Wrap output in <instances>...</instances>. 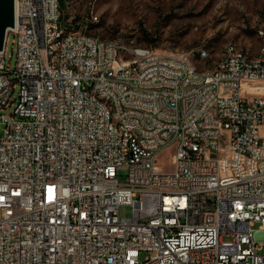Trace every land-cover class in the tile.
Instances as JSON below:
<instances>
[{"label":"built area","instance_id":"1","mask_svg":"<svg viewBox=\"0 0 264 264\" xmlns=\"http://www.w3.org/2000/svg\"><path fill=\"white\" fill-rule=\"evenodd\" d=\"M62 28L59 0H14L0 264H264V62L198 74L74 28L47 47Z\"/></svg>","mask_w":264,"mask_h":264},{"label":"rangeland","instance_id":"2","mask_svg":"<svg viewBox=\"0 0 264 264\" xmlns=\"http://www.w3.org/2000/svg\"><path fill=\"white\" fill-rule=\"evenodd\" d=\"M61 23L99 40L131 49L146 47L164 57L186 58L197 71H212L227 45L234 44L251 57L264 47V0H62ZM207 58L200 57V51ZM12 37L5 50L6 64L13 68ZM0 111V136L3 132ZM169 171L170 153L159 158ZM127 169H118L124 184ZM121 218H130L132 208L121 206ZM227 240V239H224ZM264 255V248L260 252Z\"/></svg>","mask_w":264,"mask_h":264},{"label":"bare ground","instance_id":"3","mask_svg":"<svg viewBox=\"0 0 264 264\" xmlns=\"http://www.w3.org/2000/svg\"><path fill=\"white\" fill-rule=\"evenodd\" d=\"M60 8L61 7L59 5V17H61ZM68 35H69V28H62L61 30H57L56 32H54V37H47V47H54V44H61V42L66 40ZM9 36H10V29L8 30L4 45H7V40ZM87 40L102 41L92 35H89L88 33H87ZM106 43H114V42L106 41ZM154 54H158V53L154 51ZM199 55L201 58H206L207 52L200 51ZM241 56L243 61H245V68H252L254 66H259L261 65V62H264V47L261 54L258 57L253 58L247 52L237 48V46H235L234 44H229L226 46L222 58L217 63L214 70L210 71V73L223 72L224 62L230 61L231 58H241ZM164 60L172 61V58L164 57ZM191 70L197 72L198 74H207V71H197L193 67H191ZM108 121H109V125H116V112H108Z\"/></svg>","mask_w":264,"mask_h":264},{"label":"water","instance_id":"4","mask_svg":"<svg viewBox=\"0 0 264 264\" xmlns=\"http://www.w3.org/2000/svg\"><path fill=\"white\" fill-rule=\"evenodd\" d=\"M14 25V0H0V51L3 49L8 30Z\"/></svg>","mask_w":264,"mask_h":264},{"label":"trees","instance_id":"5","mask_svg":"<svg viewBox=\"0 0 264 264\" xmlns=\"http://www.w3.org/2000/svg\"><path fill=\"white\" fill-rule=\"evenodd\" d=\"M59 3H60L59 5L61 7L60 9L62 10L63 1L62 0H59Z\"/></svg>","mask_w":264,"mask_h":264}]
</instances>
